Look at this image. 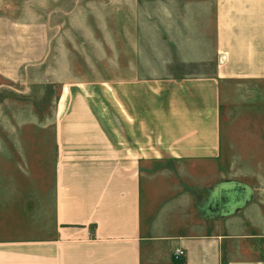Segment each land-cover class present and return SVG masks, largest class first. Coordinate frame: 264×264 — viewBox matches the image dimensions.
<instances>
[{"label": "crops", "instance_id": "obj_1", "mask_svg": "<svg viewBox=\"0 0 264 264\" xmlns=\"http://www.w3.org/2000/svg\"><path fill=\"white\" fill-rule=\"evenodd\" d=\"M113 1L97 9L110 52L93 68L0 15V76L45 75L54 93L52 183H0V264H264V0H213L202 67L169 53V21ZM223 156L242 183H211Z\"/></svg>", "mask_w": 264, "mask_h": 264}, {"label": "rangeland", "instance_id": "obj_2", "mask_svg": "<svg viewBox=\"0 0 264 264\" xmlns=\"http://www.w3.org/2000/svg\"><path fill=\"white\" fill-rule=\"evenodd\" d=\"M135 1L139 6L138 18L141 21L149 17L150 24L152 21H169L166 32L164 28L163 31L167 37L175 34L178 38L177 46H173L169 41L174 47L173 50L170 48L169 53L174 52L173 54L178 60H182L185 66L187 63V65L198 63L201 67L206 65L204 63L212 53L213 0ZM113 2V0H0V15L6 16L9 21L12 17V20L19 17L26 26L39 24L45 40L51 42L50 57H63L65 52L70 51L73 55L67 60L70 66L93 68L96 59L98 60L102 54L100 51L102 45L104 52H110L109 43L97 42L98 29L95 21L103 14L97 9L108 5L107 9L110 12V5ZM154 4L165 5L168 11L159 12L154 11L155 9L151 13L145 11L147 5ZM191 5L195 6L192 8L194 11L189 8ZM160 14L162 16H159ZM171 21H176V24H171ZM153 30L155 31L154 27ZM180 36L183 37L182 46ZM50 57L47 55V63L48 60L51 61ZM106 63L104 72L110 71V61ZM43 66L46 68V64ZM179 68L177 64V69ZM49 79L51 77L26 75L25 72L15 80L0 76V183H52L48 155L50 137L45 127L46 117L51 113L50 100L54 96L53 91L48 89ZM30 115L36 117L38 124L25 122L24 118L29 120ZM22 118L21 124L19 120ZM223 161L224 156L217 164H211V173L218 170L211 175V183H242L240 178L230 179L226 173L219 172V168H223ZM175 167L173 169L180 168ZM225 188L221 186L212 193H217L220 189L225 191ZM236 190V195L231 196L233 202L240 198L239 188Z\"/></svg>", "mask_w": 264, "mask_h": 264}, {"label": "built area", "instance_id": "obj_3", "mask_svg": "<svg viewBox=\"0 0 264 264\" xmlns=\"http://www.w3.org/2000/svg\"><path fill=\"white\" fill-rule=\"evenodd\" d=\"M182 252L181 251H175V255H181Z\"/></svg>", "mask_w": 264, "mask_h": 264}]
</instances>
